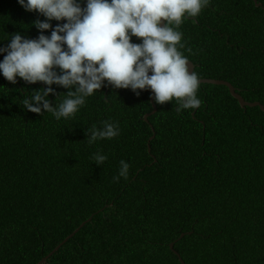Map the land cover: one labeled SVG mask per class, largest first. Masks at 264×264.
Returning a JSON list of instances; mask_svg holds the SVG:
<instances>
[{"label":"trees","instance_id":"trees-1","mask_svg":"<svg viewBox=\"0 0 264 264\" xmlns=\"http://www.w3.org/2000/svg\"><path fill=\"white\" fill-rule=\"evenodd\" d=\"M257 2L211 0L180 26L179 50L199 79L228 81L264 105V0ZM45 19L0 0V46L17 33L37 38L34 21ZM17 79L0 74V264H38L76 230L44 264H264L260 107L242 108L228 87L201 84V107L177 112L173 99L156 104L147 122L151 91L106 81L74 117L56 120L23 106L43 82ZM52 87L55 106L68 89ZM101 121L118 122L119 136L89 144L88 130ZM97 152L107 156L103 165L92 159ZM121 160L129 177L115 183Z\"/></svg>","mask_w":264,"mask_h":264},{"label":"clouds","instance_id":"clouds-1","mask_svg":"<svg viewBox=\"0 0 264 264\" xmlns=\"http://www.w3.org/2000/svg\"><path fill=\"white\" fill-rule=\"evenodd\" d=\"M17 3L25 11H38L46 18L34 21L40 32L37 38L17 33L6 47L0 46V54L4 56L0 61L3 77L13 84L19 77L28 84L43 82L46 86L23 100L28 111L38 114L46 111L56 120H67L106 81L117 89L130 88L136 95L140 94L137 90H150L156 104L176 99L177 112L201 107L202 101L197 97L200 80L195 71L189 74V59L179 50L185 48L179 29L184 20L198 17L211 0H17ZM53 20L66 22L53 26L50 23ZM49 29L50 36L45 35L44 31ZM132 37L141 42H132ZM53 85L68 89L55 106L49 100L50 95H56ZM101 124L102 127L93 125L88 130L89 144L119 136L118 122L101 121ZM92 159L103 165L107 156L97 152ZM129 169L130 164L121 160L113 182L128 179Z\"/></svg>","mask_w":264,"mask_h":264},{"label":"water","instance_id":"water-1","mask_svg":"<svg viewBox=\"0 0 264 264\" xmlns=\"http://www.w3.org/2000/svg\"><path fill=\"white\" fill-rule=\"evenodd\" d=\"M255 2L257 3V6L258 7H262V4L258 3L257 0H255ZM164 21L162 20L161 24L163 25ZM188 69H189V74H191L192 71H195V65L189 60V63H188ZM149 75H151V73H149ZM200 80V85L201 84H210V85H218V86H226L229 88L230 90V93L232 94V96L238 100V102L240 103L241 107L242 108H247V107H260L263 111H264V105H262L261 103L259 102H248L244 99V97L242 95H240L236 88L228 81H225V80H216V79H199ZM18 81V79H17ZM153 96V94H152ZM152 96H151V103H152V106H153V112L150 113V114H147L145 116V120L148 122V119L151 115L155 114L158 110V107L156 105V103L154 102V100L152 99ZM194 115H195V112H194ZM156 134L154 132L153 136L151 137V139L149 140V142H151L154 138H155ZM149 151L150 150V147H149ZM84 225V224H83ZM82 225V226H83ZM81 226V227H82ZM78 230H76L72 235H70L68 238H66L64 240V242H62L48 257L44 258L41 262H39L38 264H44V262L51 256L53 255L56 251H58L69 239H71L74 234L77 232ZM184 237V234L181 235L180 239H182ZM176 242L174 243H171L170 247L171 249L174 250V245H175ZM175 254H177L178 256H180L176 251H175ZM182 264H185L182 260H181Z\"/></svg>","mask_w":264,"mask_h":264},{"label":"flooded vegetation","instance_id":"flooded-vegetation-1","mask_svg":"<svg viewBox=\"0 0 264 264\" xmlns=\"http://www.w3.org/2000/svg\"><path fill=\"white\" fill-rule=\"evenodd\" d=\"M193 63V62H192Z\"/></svg>","mask_w":264,"mask_h":264}]
</instances>
